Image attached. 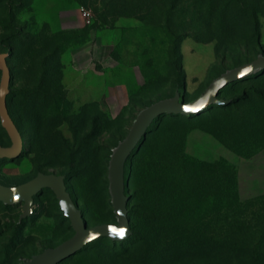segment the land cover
I'll return each instance as SVG.
<instances>
[{
    "label": "rangeland",
    "instance_id": "obj_1",
    "mask_svg": "<svg viewBox=\"0 0 264 264\" xmlns=\"http://www.w3.org/2000/svg\"><path fill=\"white\" fill-rule=\"evenodd\" d=\"M262 58L264 0H0V264L75 235L52 186L28 192L39 176L63 177L87 228L118 227L110 169L140 113ZM216 99L147 125L124 165L131 234L58 264H247L212 250L226 210L264 238V68Z\"/></svg>",
    "mask_w": 264,
    "mask_h": 264
},
{
    "label": "water",
    "instance_id": "obj_2",
    "mask_svg": "<svg viewBox=\"0 0 264 264\" xmlns=\"http://www.w3.org/2000/svg\"><path fill=\"white\" fill-rule=\"evenodd\" d=\"M262 67H264V58L254 63L227 72L219 81L212 84L206 90L205 94L191 106H184L175 99L169 102L155 104L140 113L134 123L130 135L120 146V150L116 153L110 169V190L117 219L119 222L118 227L111 225H99L96 227L87 228V224L82 220V214L76 208L69 194L67 193L66 187L64 185V179L61 176H39L33 183L29 184L27 188L28 192L30 193V190L35 188L39 189L43 186L53 187L58 199L60 200L62 208L64 209L66 215L72 221L75 235L56 248L47 251L39 257H36L28 264H58L63 259H66L78 252L87 241L101 236L108 237L110 239H113L114 241L125 240L131 234V229L130 220L127 215L128 211L126 208V202L128 198L124 195L123 189L124 165L132 150L146 132L147 125L153 119L165 113L185 114L189 116L199 115L210 104L217 102L216 95L226 83L235 80L236 78H240L242 75L252 70H256ZM194 108L199 110H188ZM1 115L2 119H4L5 123L7 124V127L14 132V136H17L16 131L7 120L5 107L1 109ZM0 152L11 155L14 153V150H4L0 148ZM1 190L3 189L0 188V191ZM22 190V188L19 189L20 192ZM26 199V208L28 209V203L31 202V198L26 196ZM122 228L126 230V234L124 237H119L112 231L113 229L119 231Z\"/></svg>",
    "mask_w": 264,
    "mask_h": 264
},
{
    "label": "trees",
    "instance_id": "obj_3",
    "mask_svg": "<svg viewBox=\"0 0 264 264\" xmlns=\"http://www.w3.org/2000/svg\"><path fill=\"white\" fill-rule=\"evenodd\" d=\"M262 68L252 70L241 77L250 76ZM223 220L222 238L215 246L217 249L210 252L218 257L219 261L225 263L232 261L233 257L245 256L247 264H264V238L250 241V237H248L250 233H247L246 236L243 234L246 230V228H243L245 221H239V216L232 211H224ZM257 232H261L264 236V230L260 229Z\"/></svg>",
    "mask_w": 264,
    "mask_h": 264
},
{
    "label": "snow or ice",
    "instance_id": "obj_4",
    "mask_svg": "<svg viewBox=\"0 0 264 264\" xmlns=\"http://www.w3.org/2000/svg\"><path fill=\"white\" fill-rule=\"evenodd\" d=\"M189 111H198L199 109H188ZM113 231V233L115 234V235H118L119 237H124L125 236V234H126V230L125 229H120L119 231H117V230H115V229H113L112 230Z\"/></svg>",
    "mask_w": 264,
    "mask_h": 264
},
{
    "label": "built area",
    "instance_id": "obj_5",
    "mask_svg": "<svg viewBox=\"0 0 264 264\" xmlns=\"http://www.w3.org/2000/svg\"><path fill=\"white\" fill-rule=\"evenodd\" d=\"M87 13H85V15H86Z\"/></svg>",
    "mask_w": 264,
    "mask_h": 264
}]
</instances>
